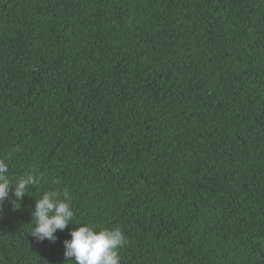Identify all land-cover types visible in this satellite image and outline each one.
<instances>
[{
    "label": "trees",
    "instance_id": "trees-1",
    "mask_svg": "<svg viewBox=\"0 0 264 264\" xmlns=\"http://www.w3.org/2000/svg\"><path fill=\"white\" fill-rule=\"evenodd\" d=\"M0 159L39 179L0 264H73L82 224L120 264H264V0H0ZM52 190L73 224L38 241Z\"/></svg>",
    "mask_w": 264,
    "mask_h": 264
},
{
    "label": "clouds",
    "instance_id": "clouds-1",
    "mask_svg": "<svg viewBox=\"0 0 264 264\" xmlns=\"http://www.w3.org/2000/svg\"><path fill=\"white\" fill-rule=\"evenodd\" d=\"M14 151L18 152L20 149L16 148ZM11 158L12 153H9L7 159ZM37 183L39 179L32 174L11 178L8 163L5 159H0V206L10 193L16 201H21ZM31 215L35 221L31 235L38 241H55L57 230L62 231L69 224H73L71 221L74 212L70 204V194L64 191L61 198L58 191L44 192L41 198L35 200V209ZM63 243L66 262L120 264L119 250L126 245L127 239L118 227L97 229L82 224L70 230V239Z\"/></svg>",
    "mask_w": 264,
    "mask_h": 264
}]
</instances>
